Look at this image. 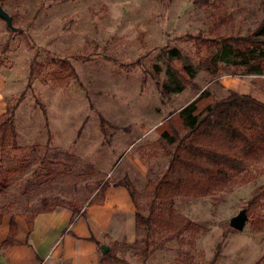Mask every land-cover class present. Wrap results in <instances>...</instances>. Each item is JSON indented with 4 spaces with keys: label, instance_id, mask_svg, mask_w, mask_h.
<instances>
[{
    "label": "rangeland",
    "instance_id": "1",
    "mask_svg": "<svg viewBox=\"0 0 264 264\" xmlns=\"http://www.w3.org/2000/svg\"><path fill=\"white\" fill-rule=\"evenodd\" d=\"M0 5L11 17L10 26L0 19V115L23 94L14 118L23 153L0 150L2 215L33 217L41 213L44 197L82 209L101 203L100 184L112 180L124 158L149 167L152 178L165 175L168 156L157 146L158 127L203 91L209 97L198 103L200 110L228 91L264 103V75H211L198 69L181 92L162 99L149 74L158 65L159 79H173L165 56L170 49L196 65L209 56L207 39L246 35L261 20L264 0H0ZM216 13L231 16L217 25ZM52 59L68 60L85 91L74 78H64ZM100 117L108 122L106 137ZM243 175L245 184L240 183ZM262 186L264 161L258 158L210 196L176 198L175 214L198 224L200 231L194 237L183 234L146 261L138 251L141 241L138 249L130 247L134 243L103 245L127 264H204L222 242L219 264H264V201L242 231L222 238L231 218ZM140 206L148 215V204ZM154 228L147 236L140 231L138 239L158 243L163 231Z\"/></svg>",
    "mask_w": 264,
    "mask_h": 264
},
{
    "label": "trees",
    "instance_id": "2",
    "mask_svg": "<svg viewBox=\"0 0 264 264\" xmlns=\"http://www.w3.org/2000/svg\"><path fill=\"white\" fill-rule=\"evenodd\" d=\"M261 14V20L256 27L244 36L229 35L207 39L205 42L209 56L196 65L178 49L168 50L165 53L168 62L167 74L172 75L173 79H159L161 69L158 65H153L149 70L161 98L168 99L170 94L181 92L183 85L194 78L198 69L211 75L222 72L234 76H263L264 9L261 10ZM230 16L229 13L224 16L216 13L217 25L223 24L225 19H230ZM51 64L64 75V78H74L85 91L76 70L68 60L52 59ZM242 68L244 72H240L239 69ZM31 72L30 69L29 73ZM208 97V92H201L197 98L177 112L176 118L173 119V116L169 115L158 127L157 146L168 156L165 175L152 178L151 170L147 167V185L142 193L136 191L127 176L116 182L108 180L99 186L100 201L103 200L104 192L110 186L123 187L127 191L134 206L137 236L134 245L130 247L138 249L139 242L143 243L138 249L143 261L155 251L163 250L166 244L181 240L183 234L187 233L194 237L199 233L198 224L175 214L176 198L199 199L210 196L213 191L228 185L236 176L242 174L248 161L258 158L264 161V103L250 95L228 91L227 96L200 110L198 103ZM22 99L23 94L13 104H7L5 112L0 115V150L9 147L15 155L23 153V148L17 145L14 127L15 113ZM40 109L46 117L44 107ZM99 121L102 136L106 137L105 126L108 122L102 117ZM175 121H178V125L174 123ZM0 174H3L1 161ZM244 175L243 178L241 177V184L248 181ZM262 201H264V186L260 187L246 204L245 211L248 218L254 217V210ZM141 202L148 204V215L142 214ZM99 203L93 201L90 204ZM40 207L41 212L51 211L54 207H63L70 210L72 217L82 209L76 203L59 197L42 198ZM80 214L85 217V214ZM2 217L0 210V222ZM33 217H25L29 231L32 230ZM13 218L14 215H11L9 235L3 242V247L15 244L16 225ZM155 225L163 231L158 243L149 242L147 237L138 239L140 231L145 232L147 236L149 232L155 231ZM233 231L236 230L232 228L225 230L222 238ZM89 240L97 246L99 264L111 260L127 264L120 261L112 249L102 253L100 249L102 244L93 238ZM221 243L217 244L213 257L207 262L203 261L204 264L216 263L220 257ZM254 264L259 263L257 261Z\"/></svg>",
    "mask_w": 264,
    "mask_h": 264
},
{
    "label": "crops",
    "instance_id": "3",
    "mask_svg": "<svg viewBox=\"0 0 264 264\" xmlns=\"http://www.w3.org/2000/svg\"><path fill=\"white\" fill-rule=\"evenodd\" d=\"M110 176L115 182L127 176L138 193L147 185V169L137 159L124 158ZM80 213L72 217L70 210L54 207L33 217L31 231L24 216L14 215L15 244L5 247L2 244L9 235L11 215H3L0 264H99L97 246L90 238L102 245L106 241L134 243V206L123 187H108L101 203L85 205ZM223 260L219 258L215 264Z\"/></svg>",
    "mask_w": 264,
    "mask_h": 264
},
{
    "label": "water",
    "instance_id": "4",
    "mask_svg": "<svg viewBox=\"0 0 264 264\" xmlns=\"http://www.w3.org/2000/svg\"><path fill=\"white\" fill-rule=\"evenodd\" d=\"M0 19H2L7 24V26H10L11 17L3 9V7L1 5H0ZM247 219H248V217L246 215V211L245 210H241L236 216L231 218V220L229 222V226L232 229L240 232V231L243 230ZM100 249H101L102 253H106L108 251V248L105 245H101Z\"/></svg>",
    "mask_w": 264,
    "mask_h": 264
}]
</instances>
